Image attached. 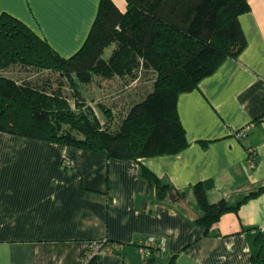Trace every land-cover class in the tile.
<instances>
[{
  "label": "crops",
  "instance_id": "0c3cea01",
  "mask_svg": "<svg viewBox=\"0 0 264 264\" xmlns=\"http://www.w3.org/2000/svg\"><path fill=\"white\" fill-rule=\"evenodd\" d=\"M99 1L0 0V14L69 57L85 41ZM112 1L125 11V0ZM247 1L239 16L243 51L178 97L188 141L180 152L118 159L0 131V264H86L99 240L111 251L97 264H252L264 190L244 198L264 186V0ZM250 123L246 137L232 135ZM249 147L258 154L253 167ZM140 165L171 186L164 199ZM198 182L210 202H241L208 230L196 222ZM148 237L163 239L165 251L144 258L138 245Z\"/></svg>",
  "mask_w": 264,
  "mask_h": 264
},
{
  "label": "trees",
  "instance_id": "16d2710c",
  "mask_svg": "<svg viewBox=\"0 0 264 264\" xmlns=\"http://www.w3.org/2000/svg\"><path fill=\"white\" fill-rule=\"evenodd\" d=\"M125 1L126 9L121 11L112 0H100L85 41L69 57L61 56L18 18L0 14V72L20 64L59 74L58 88L53 89L49 82L37 86L0 73V131L136 161L176 154L188 145L178 97L196 89L226 58L243 51L246 38L239 16L250 5L247 0ZM143 71L154 75L152 89L130 106L114 129L101 123L77 88L76 81L89 84L95 77L114 76L135 80ZM65 81L76 96L73 106L61 91ZM105 113L111 118L110 110ZM248 154L256 164V150L249 147ZM140 175L154 185L158 199L171 192V186L143 165ZM263 190L261 186L244 200ZM194 194L201 209L196 222L206 230L241 203L210 202L202 182L194 186ZM254 245L258 252L252 264H262L263 232ZM99 260L100 255L94 254L86 264Z\"/></svg>",
  "mask_w": 264,
  "mask_h": 264
},
{
  "label": "rangeland",
  "instance_id": "374dc122",
  "mask_svg": "<svg viewBox=\"0 0 264 264\" xmlns=\"http://www.w3.org/2000/svg\"><path fill=\"white\" fill-rule=\"evenodd\" d=\"M110 49V47L106 48L104 54H109ZM0 73L12 77L19 82H30L37 86H42L49 82L52 83L51 88H58L56 80L59 78V74L55 71H44L35 67L17 64ZM153 81L154 75L151 72L145 73L143 71L135 80H132L130 77L123 79H100V77H95L94 81L89 84H84L79 81L76 82L82 98L92 107L101 123H108L114 129L118 127L119 123L125 117L130 106L141 100L151 91ZM100 87H102V90ZM61 91L63 96L73 106L76 96L67 81L64 82ZM107 109L112 114L111 118L105 113Z\"/></svg>",
  "mask_w": 264,
  "mask_h": 264
},
{
  "label": "built area",
  "instance_id": "2783aa9c",
  "mask_svg": "<svg viewBox=\"0 0 264 264\" xmlns=\"http://www.w3.org/2000/svg\"><path fill=\"white\" fill-rule=\"evenodd\" d=\"M252 126H253L252 123L241 126L240 128L234 130L232 132V135L237 139H242L248 135ZM249 159H250L249 160L250 166L251 167L254 166L255 160L250 156ZM260 230L264 232V225L260 227ZM103 250L111 251V248L109 247V245L106 244L105 241L104 242L102 241L101 243H95L93 246L91 256L94 254L100 255L103 252ZM138 250L144 258L150 257L153 254L158 255L165 251V241L163 239L157 240L154 237H148L145 240L139 242ZM91 256L88 257L90 258Z\"/></svg>",
  "mask_w": 264,
  "mask_h": 264
}]
</instances>
